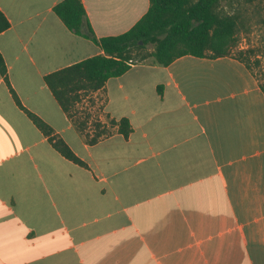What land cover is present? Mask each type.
Masks as SVG:
<instances>
[{"label": "crops", "instance_id": "1", "mask_svg": "<svg viewBox=\"0 0 264 264\" xmlns=\"http://www.w3.org/2000/svg\"><path fill=\"white\" fill-rule=\"evenodd\" d=\"M59 1L0 0V264H264V92L250 71L229 56L130 64L68 87L64 111L44 76L103 52L64 26ZM80 2L95 38L149 5Z\"/></svg>", "mask_w": 264, "mask_h": 264}, {"label": "trees", "instance_id": "2", "mask_svg": "<svg viewBox=\"0 0 264 264\" xmlns=\"http://www.w3.org/2000/svg\"><path fill=\"white\" fill-rule=\"evenodd\" d=\"M217 2L148 0L147 10L126 31L95 38L84 22V9L80 0H60L52 8L54 14L68 30L91 39L103 54L90 56L47 74L44 81L58 104L64 111H68L70 100L65 96L68 87L82 86L95 90L108 77L122 74L130 67V48L138 46L139 41L153 44L151 55L155 63L162 66L183 55L210 58L229 56L242 62L230 53L235 42L233 18L228 15L219 16L215 11ZM7 26L6 19L0 14V31ZM0 75L5 78V65L1 56ZM10 93L20 106L11 89ZM25 113L38 128H44V123L38 117L26 110ZM118 129L123 134L127 133L129 126L125 119L120 120ZM53 145L64 157L78 162L64 144L54 142Z\"/></svg>", "mask_w": 264, "mask_h": 264}, {"label": "rangeland", "instance_id": "3", "mask_svg": "<svg viewBox=\"0 0 264 264\" xmlns=\"http://www.w3.org/2000/svg\"><path fill=\"white\" fill-rule=\"evenodd\" d=\"M215 11L219 16L228 15L234 21V46L231 54L247 66L264 92V0H218ZM130 48L129 64L154 60L151 51L153 44H143ZM86 99L80 106L85 112ZM83 107V108H82Z\"/></svg>", "mask_w": 264, "mask_h": 264}]
</instances>
